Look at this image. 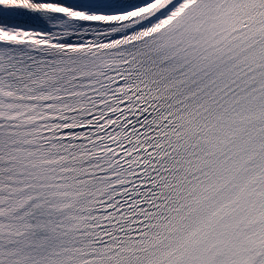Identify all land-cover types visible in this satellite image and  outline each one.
Masks as SVG:
<instances>
[{
  "label": "snow or ice",
  "instance_id": "6c2138e0",
  "mask_svg": "<svg viewBox=\"0 0 264 264\" xmlns=\"http://www.w3.org/2000/svg\"><path fill=\"white\" fill-rule=\"evenodd\" d=\"M0 264H264V0H0Z\"/></svg>",
  "mask_w": 264,
  "mask_h": 264
}]
</instances>
